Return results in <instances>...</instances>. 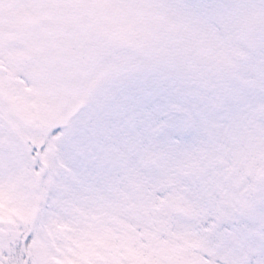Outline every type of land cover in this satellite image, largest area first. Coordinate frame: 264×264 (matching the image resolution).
<instances>
[{
	"label": "snow or ice",
	"instance_id": "snow-or-ice-1",
	"mask_svg": "<svg viewBox=\"0 0 264 264\" xmlns=\"http://www.w3.org/2000/svg\"><path fill=\"white\" fill-rule=\"evenodd\" d=\"M0 264H264V0H0Z\"/></svg>",
	"mask_w": 264,
	"mask_h": 264
}]
</instances>
